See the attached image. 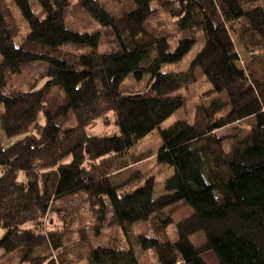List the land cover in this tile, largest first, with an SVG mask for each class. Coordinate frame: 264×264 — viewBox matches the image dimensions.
Returning a JSON list of instances; mask_svg holds the SVG:
<instances>
[{
    "label": "trees",
    "instance_id": "16d2710c",
    "mask_svg": "<svg viewBox=\"0 0 264 264\" xmlns=\"http://www.w3.org/2000/svg\"><path fill=\"white\" fill-rule=\"evenodd\" d=\"M12 1L28 33L18 45L12 8L0 0V253L17 252L18 264H44L38 254L52 247L23 228L25 215L36 223L69 199L96 213L94 232L106 221L117 231L105 244L86 242L89 264H144L143 252L154 254V264H208L205 253L217 264H264V80L239 67L232 36L262 49L256 57L264 68V0H130L118 13L102 0H36L45 18L30 0ZM161 9L177 33H189L174 51L171 36L150 26ZM80 13L99 29L71 28L68 18ZM199 33L204 44L189 69L166 72L196 47ZM32 65L45 67L44 84L13 87ZM197 69L219 98L198 105L193 123L182 119L166 129L185 108L180 91L196 82ZM146 77L145 90H125L130 79ZM108 113L119 133L90 135ZM246 121L249 130L231 138L230 147L217 137ZM155 132L162 140L156 163L173 170L165 193L156 197L153 176L123 191L111 180L116 162L135 155ZM46 148L49 155L35 152ZM182 205L192 213L172 239L171 211ZM140 223H150L154 235L136 234ZM198 233L202 245L193 241ZM62 235L52 236L57 250Z\"/></svg>",
    "mask_w": 264,
    "mask_h": 264
},
{
    "label": "rangeland",
    "instance_id": "374dc122",
    "mask_svg": "<svg viewBox=\"0 0 264 264\" xmlns=\"http://www.w3.org/2000/svg\"><path fill=\"white\" fill-rule=\"evenodd\" d=\"M9 6L12 8L13 15L19 27V37L16 39L18 45H21L28 33V27L25 21L22 19L21 14L16 11L12 0H6ZM105 2L107 8L113 12H121L130 5V0H102ZM33 11L40 17L45 18L46 14L40 8L36 0H30ZM155 8L159 7L157 3L153 5ZM68 25L71 28L80 31H95L99 29V25L96 24L91 18L80 13L73 17L68 18ZM151 28H157L158 30H164L166 34L171 36V50L174 51L179 44L181 38L188 37L189 33L179 34L174 27L173 20L169 17L164 9L160 10L158 18H153L150 24ZM235 52L239 55L240 63L239 67L245 70L247 74L254 72L256 77L260 80H264V68L257 60V55L263 50L260 48L251 47L246 48L232 33ZM104 44L107 43V38L104 37ZM204 40L200 33L198 34V42L196 47L188 54V56L180 63L176 65L166 66L164 70L166 72H181L187 71L200 52ZM104 50H109L108 46L104 47ZM44 66L32 65L26 67L21 76L14 78L11 81V85L15 88L28 90L34 83L39 84L41 87L45 79L43 78ZM196 82L180 91V94L186 99V106L184 109L176 112L167 122L164 123L165 128H169L176 122L184 119L190 123L195 121L196 109L198 105L208 106L212 100L218 99L219 96L211 93V85L203 75L200 69L195 72ZM149 85V77H146L141 83L135 82L133 79L127 81L124 85L126 91H141L145 90ZM238 126V127H237ZM250 122L246 121L240 125L229 126L227 128L218 130L216 132L217 137L228 139L226 145L231 138H240L245 136L249 130ZM90 135H113L118 134L119 129L115 125V117L113 113H108L88 128ZM14 141L7 144L14 143ZM162 143L160 140L159 132H155L147 137L139 146L135 155H126L123 159L116 162L117 172L111 176V180L114 185L122 187L123 191H130L143 184L144 180L150 177H154L156 180V197H160L165 193V181L173 175V170L159 166L156 163L155 157L158 149ZM231 142L228 144L230 147ZM51 150L46 148L41 151H35L36 154H50ZM192 213V210L186 206H177L171 211V218L173 224L168 228V234L173 239L177 235V223L188 218ZM29 213L25 215L26 223L24 229L36 232L39 235H44L49 241V245L52 247L48 252L41 251L38 254L41 257L44 264H89L87 259L86 242L102 245L108 242V240L117 234L114 228H109L111 223L106 221L99 231L94 232L93 225L97 223L96 213L93 212L89 205H80L75 201L67 199L63 203L55 204L48 214L36 223L27 221ZM92 226V227H91ZM97 226V225H96ZM83 230V233H81ZM85 232V233H84ZM134 232L136 234H145L147 236H153L154 231L150 223H140L134 226ZM66 234L63 237V242L59 249L54 248L52 236H59L60 234ZM62 235V236H63ZM121 246L126 247V242L120 233H118ZM3 233L0 234V237ZM193 241L197 245H202L205 241V236L202 233H198L193 237ZM204 259L208 264H217L218 259L213 253H205ZM20 261L19 255L16 253L3 255L0 253V264H18ZM156 258L152 252L142 253V263L154 264ZM184 264V263H178Z\"/></svg>",
    "mask_w": 264,
    "mask_h": 264
}]
</instances>
